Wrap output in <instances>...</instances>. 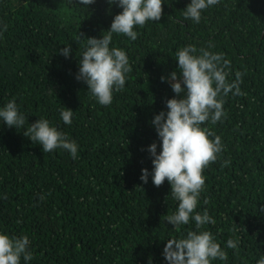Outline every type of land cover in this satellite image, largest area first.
Returning <instances> with one entry per match:
<instances>
[{
    "label": "trees",
    "instance_id": "obj_1",
    "mask_svg": "<svg viewBox=\"0 0 264 264\" xmlns=\"http://www.w3.org/2000/svg\"><path fill=\"white\" fill-rule=\"evenodd\" d=\"M190 2L164 0L160 21L136 26L135 41L113 34L110 48L126 52L132 71L105 106L76 75L88 37H102L122 8L0 0V107L15 99L25 130L44 118L78 145L75 159L59 148L43 152L0 121V233L28 236L33 258L20 264H168L167 240L195 230L194 220L179 229L166 222L178 208L167 180L156 187L151 175L140 179L153 168L148 146L161 150L151 121L177 95L161 76L179 72L176 52L188 45L230 60L229 82L242 73L243 94L229 93L221 121L202 125L224 145L203 172L196 209L215 219L202 230L228 254L211 264H257L264 255V0H219L199 23L183 16ZM65 46L67 58L58 51ZM66 108L70 125L60 115Z\"/></svg>",
    "mask_w": 264,
    "mask_h": 264
},
{
    "label": "clouds",
    "instance_id": "obj_2",
    "mask_svg": "<svg viewBox=\"0 0 264 264\" xmlns=\"http://www.w3.org/2000/svg\"><path fill=\"white\" fill-rule=\"evenodd\" d=\"M94 2L79 0L86 6ZM113 3L122 11L114 16L110 28L103 32L102 37H88L76 75V79L85 82L92 96L105 106L112 103L114 90L119 92L124 89L125 74L132 71L126 52L118 47L110 48L113 34H124L135 41L138 37L137 31H134L136 26L143 27L149 20L160 21L164 0H108L109 5ZM218 3L219 0H191L183 16L199 23L202 11ZM3 27L7 29V25ZM58 51L67 58L71 46ZM176 60L179 72L161 76V80L170 83L177 95L166 100L167 112L160 111L151 121L160 138L161 150L157 152L156 142L148 146L153 168L151 173L143 168L140 179L146 184L151 175L156 187H160L165 180L171 185L170 193L172 199L178 202V208L167 216V223L179 229L181 225L189 224L190 220L195 221V230L188 231L186 236L167 240L163 255L168 264H211L217 258L227 261V252L221 249L212 233L202 230L204 225L215 224V219L207 210L203 213L196 211L205 185L203 172L217 160L224 148L221 137L202 125L208 121L212 124L221 121L226 115L224 97L229 93L243 94L240 89L242 73L237 71L235 79L229 82L230 60L225 59L222 53L206 49H199L198 54L194 45L180 48L176 52ZM60 115L65 124L72 123L73 110L62 109ZM26 120L15 99L0 107V121L10 128L23 129L24 136L40 144L43 152L59 148L76 158L78 145L65 132L50 125L44 118L29 124L25 130ZM229 163L227 160L223 162L224 165ZM29 245L27 235L10 237L0 233V264H20L21 257L26 262L30 261L33 256ZM227 247L236 249L238 242L229 239ZM257 264H264V255Z\"/></svg>",
    "mask_w": 264,
    "mask_h": 264
}]
</instances>
